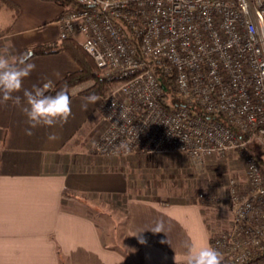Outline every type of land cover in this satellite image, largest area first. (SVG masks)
<instances>
[{"label": "built area", "instance_id": "1", "mask_svg": "<svg viewBox=\"0 0 264 264\" xmlns=\"http://www.w3.org/2000/svg\"><path fill=\"white\" fill-rule=\"evenodd\" d=\"M59 38L75 39L98 76L122 82L100 95V155L181 152L199 163L240 159L225 193L197 192L228 208L210 246L222 264H264V0H71ZM174 72L173 96L155 69ZM220 118H223L221 120Z\"/></svg>", "mask_w": 264, "mask_h": 264}, {"label": "crops", "instance_id": "2", "mask_svg": "<svg viewBox=\"0 0 264 264\" xmlns=\"http://www.w3.org/2000/svg\"><path fill=\"white\" fill-rule=\"evenodd\" d=\"M13 1L20 7L14 19L0 2L6 19L0 23V54L7 48L14 59L31 46L58 40L56 2ZM30 62L35 69L14 94L20 104L0 103V264H126L112 246L113 221L138 246L136 264H183L186 245L208 246L228 226L229 210L196 197L199 188L225 193L226 186L171 179L176 175L164 163L168 173L154 175L150 160L164 161L166 153L97 154L91 144L102 127L100 97L87 103L89 96L79 93L82 85L69 90L72 115L66 123L26 134L23 89L53 84L79 67L64 50L34 54ZM158 221L164 232L148 230Z\"/></svg>", "mask_w": 264, "mask_h": 264}, {"label": "clouds", "instance_id": "3", "mask_svg": "<svg viewBox=\"0 0 264 264\" xmlns=\"http://www.w3.org/2000/svg\"><path fill=\"white\" fill-rule=\"evenodd\" d=\"M33 55L34 53L28 50L10 59L7 48L0 54V103L13 101L17 105L20 104V97L14 94L21 92L24 79L35 69V64L30 62ZM52 87V81L49 80L42 86H34L31 90L23 89L25 105L22 111L29 124L26 134L31 135L32 129L38 127L53 128L66 123L72 115V100L68 89L65 87L55 94H48ZM97 99L93 94L87 97L86 101L96 103ZM49 138L55 139V136L50 135ZM148 230L153 233L164 232L163 222L158 221ZM143 242L141 240V243ZM186 249L183 264H222V253L210 245L200 248L186 245Z\"/></svg>", "mask_w": 264, "mask_h": 264}, {"label": "trees", "instance_id": "4", "mask_svg": "<svg viewBox=\"0 0 264 264\" xmlns=\"http://www.w3.org/2000/svg\"><path fill=\"white\" fill-rule=\"evenodd\" d=\"M53 1L60 4L70 3L71 0H47ZM8 9L11 10L13 19L18 16L20 13V7L13 0H0ZM11 25H9L10 27ZM8 27V28H9ZM31 50L34 54H47L54 53L59 50L66 51L77 63L78 68L75 70H71L67 72L63 77L58 79L55 83H53V87L49 90L48 94H55V92L59 91L62 88H67L68 91L78 85H81L83 82L90 81L86 86H83L79 90L80 94L91 96V95H107L116 90L120 83L122 82L119 79H108L106 77L98 76L95 72L96 66L92 59V57L88 54V52L73 38H62L59 41L51 42V43H41L36 44L34 46L29 47L26 51ZM25 51V52H26ZM158 77L162 81V83L166 87V95L172 97L173 89H174V72L170 75H163L159 68L155 69ZM223 120V118H220ZM252 150H254L255 154L258 157V160L264 165V155L262 151L257 150L254 145L249 146ZM114 226L112 227L111 238H112V246L116 249L120 250L126 262H132L136 264L134 259L133 248L131 250L128 248V245H123L118 241L119 235H124L123 228L120 229V234L118 235L119 226L122 223L117 221H113ZM128 246V247H127ZM134 250L136 251L137 257H140V252L136 243H134ZM129 260V261H128Z\"/></svg>", "mask_w": 264, "mask_h": 264}, {"label": "rangeland", "instance_id": "5", "mask_svg": "<svg viewBox=\"0 0 264 264\" xmlns=\"http://www.w3.org/2000/svg\"><path fill=\"white\" fill-rule=\"evenodd\" d=\"M55 4L57 7H60L59 4L57 3ZM5 21H6L5 17L0 14V23L5 22ZM59 40L60 38L58 36L57 41ZM88 83H90V81L83 82L81 85L86 86ZM160 153H166V155L169 157L164 158V161L150 160L151 162L154 163V165H156L154 168L152 167V170L154 171V175H157V173H160V172L168 173V170H166L165 166L163 165L164 163L169 166L170 174L176 175V177L171 176V179H208L207 182H210L209 185L210 184L213 185L215 189L219 188L220 190H222L221 188L223 187V185L224 187L227 185L226 183H227L228 176L237 177V179H243L242 163L240 159H238L235 156H230L222 161L205 160L204 162L199 163L195 159H192L189 156L181 152H160ZM150 155L153 156V153H151ZM137 161H141V160L137 159ZM140 164L141 163H139V165ZM167 177H169V174H167ZM200 189L202 188L197 189L196 195H197L198 190ZM103 206L111 207L109 204L103 205ZM228 210L229 209L226 208L225 211L228 212ZM115 215L119 216L118 214H115ZM117 218L121 222L122 218L120 216ZM227 218L228 217H225V219ZM121 228L122 226L120 225L118 229L119 230L118 235L120 234ZM118 241L121 242L123 245L129 244V247L128 246L127 247L130 250L133 248V253H134L133 257H135L136 262H137L138 257H137L136 251L134 250L133 240L128 238L126 235H119ZM126 264H133V263L126 262Z\"/></svg>", "mask_w": 264, "mask_h": 264}]
</instances>
